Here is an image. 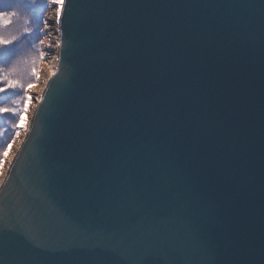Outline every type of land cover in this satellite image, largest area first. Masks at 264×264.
I'll list each match as a JSON object with an SVG mask.
<instances>
[{"label": "water", "instance_id": "water-1", "mask_svg": "<svg viewBox=\"0 0 264 264\" xmlns=\"http://www.w3.org/2000/svg\"><path fill=\"white\" fill-rule=\"evenodd\" d=\"M57 26L0 264H264V0H62Z\"/></svg>", "mask_w": 264, "mask_h": 264}, {"label": "rangeland", "instance_id": "rangeland-1", "mask_svg": "<svg viewBox=\"0 0 264 264\" xmlns=\"http://www.w3.org/2000/svg\"><path fill=\"white\" fill-rule=\"evenodd\" d=\"M27 3L31 5L33 4L38 5L40 3L41 4L45 3L47 5L44 8L39 7L34 9L32 8V6L28 5ZM20 5L24 8L25 16L27 19H30L33 15L34 16L33 18L39 19L40 23L35 22L38 32L36 37L31 38L32 39L30 41L31 48L29 49L30 52L29 53L26 52L23 56H21L19 61L12 63V65L10 66L9 63H5L3 68L0 69V72L4 71L1 73L0 77H2L4 74H7L9 79H13L19 82L17 88L8 89L5 93H0V107L13 109V112L11 113H0V125L7 126L11 124L12 126L11 128L13 130L12 131L13 134L11 138L4 142L5 148L3 147L4 150L0 155L1 156L0 167L4 165L6 160V154L10 150L16 136L18 135L19 132H23L26 130L28 122L30 121L28 119L30 109H29V103H26V97L30 96L29 89L41 85L43 76L42 73L39 72L40 65L43 62L41 66V68H43L45 65L44 63H46L47 65V61H48V60L45 61L46 52L44 51H46L45 49L50 43L49 37H47L49 30L46 31L47 28L46 26L49 25V21L51 18L49 14L51 11L56 10V8L59 9L60 7L61 9L62 3L61 2L54 3L53 0H20ZM47 17L50 18L48 19ZM45 18H47V20ZM14 21L15 20H12V22ZM2 27L3 26H0V39L11 41L12 37H10L9 35L11 34V28L10 30L3 33L1 31ZM19 29L20 28H17V30ZM10 45H8L7 47H10ZM4 48H5L4 46H0V50H4ZM12 52H13V48H11L8 51L6 56H11ZM45 83H47V81ZM0 85L3 86L2 83H0ZM29 85H31V87H29Z\"/></svg>", "mask_w": 264, "mask_h": 264}, {"label": "trees", "instance_id": "trees-1", "mask_svg": "<svg viewBox=\"0 0 264 264\" xmlns=\"http://www.w3.org/2000/svg\"><path fill=\"white\" fill-rule=\"evenodd\" d=\"M27 4L32 6V8L34 9L39 8V7L44 8V5H45V3L44 4L40 3L38 5H34V4L31 5L29 3ZM0 11H4V12L15 11L17 13V15L12 18V20H15V21L12 22L11 25L1 28V31L3 33L10 30L11 28V34L9 35L10 37H12L11 41L13 42L10 45V47H6L4 48V50H0V69H1L3 68L5 63H9V66H10L12 65V63L19 61L21 56H23L26 52L28 53L30 52L29 49L31 48V44H30V41L32 40L31 38L36 37L37 32H38L35 22H39V19L33 18L34 17L33 15L30 19H27L25 16V10L20 5V0H0ZM17 28H20V29L17 30ZM2 36H5V35H2ZM11 48H13V52L11 56H6V54ZM2 72L4 71L0 72V76ZM11 127H12L11 124L7 126L0 125V155L2 154V151L5 148L4 142L9 140L13 134L12 132L13 130Z\"/></svg>", "mask_w": 264, "mask_h": 264}, {"label": "bare ground", "instance_id": "bare-ground-1", "mask_svg": "<svg viewBox=\"0 0 264 264\" xmlns=\"http://www.w3.org/2000/svg\"><path fill=\"white\" fill-rule=\"evenodd\" d=\"M60 12V7L59 9L56 8V10L51 11L50 12V21H49V25L46 26V31H48L47 37H49V45L46 47V56H45V61H47V65L46 63H44V67L41 68L43 62L40 65V70L39 72L42 73L43 79L41 82L40 86H36L32 89H29V94L31 97V102L29 103V109H30V113H29V117L30 118L33 110H34V106L37 103V101L39 100V98L41 97V93L44 89V87L46 86L45 82L47 81V79L52 75V73L54 72L55 68H56V64H57V45L59 42V38H57V33H58V26H57V19L58 18V14ZM48 18V17H47ZM47 18H45L47 20ZM48 18V19H49ZM56 35V36H55ZM52 48V49H51ZM46 66V67H45ZM43 85V86H42ZM29 124V122H28ZM28 126V125H27ZM26 131V130H25ZM25 131L23 132H19L18 135L16 136L15 140L12 143V146L10 148V150L8 151V153L6 154V160L4 165H2L0 167V184L3 181V177L5 176V173L8 170V165L10 164V162L12 161L13 157L15 156V152L17 150V148L20 146V142L23 139L24 135H25Z\"/></svg>", "mask_w": 264, "mask_h": 264}, {"label": "snow or ice", "instance_id": "snow-or-ice-1", "mask_svg": "<svg viewBox=\"0 0 264 264\" xmlns=\"http://www.w3.org/2000/svg\"><path fill=\"white\" fill-rule=\"evenodd\" d=\"M54 3L61 2L62 0H53ZM17 13L15 11L12 12H4L0 11V26L7 27L11 25L12 18L15 17ZM12 41L0 39V46H4L5 48L12 44ZM0 83L3 84V86H0V93H5L8 89H15L18 87L19 82L13 79H9L7 74H4L2 77H0ZM31 87V85H29ZM31 98L30 96L26 97V103H30ZM13 112V109L10 108H3L0 107V113H11Z\"/></svg>", "mask_w": 264, "mask_h": 264}, {"label": "built area", "instance_id": "built-area-1", "mask_svg": "<svg viewBox=\"0 0 264 264\" xmlns=\"http://www.w3.org/2000/svg\"><path fill=\"white\" fill-rule=\"evenodd\" d=\"M59 15V14H58ZM59 18V17H58ZM58 18H57V21H58ZM57 37H58V33H57Z\"/></svg>", "mask_w": 264, "mask_h": 264}]
</instances>
